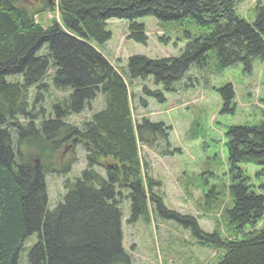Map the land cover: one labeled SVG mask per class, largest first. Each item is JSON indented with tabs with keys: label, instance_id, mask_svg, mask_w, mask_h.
I'll return each mask as SVG.
<instances>
[{
	"label": "trees",
	"instance_id": "obj_1",
	"mask_svg": "<svg viewBox=\"0 0 264 264\" xmlns=\"http://www.w3.org/2000/svg\"><path fill=\"white\" fill-rule=\"evenodd\" d=\"M244 1L51 0L34 9L0 0V264H134L122 246L126 203L129 223L150 222L152 212L174 221L212 247L217 264H264V183L243 167H257L255 180L264 175V122L226 128L229 206L219 228L206 233L195 218L167 208L140 155V144L163 147V156L180 153L169 141L171 126L133 116V101L164 104L167 94L187 92L211 69L254 74V64L264 62V6L248 21L238 13ZM56 9L61 22L43 25L42 12ZM146 17L167 31L178 26L184 48L159 59L133 55L118 71L102 52L112 38L109 21H124L129 39L145 44ZM171 37L160 40L169 44ZM134 81L144 82L143 96L130 92ZM218 91L219 113L234 115L232 84ZM99 95L102 108L72 125L71 115ZM75 147L86 152V167L70 178ZM48 175L66 177L53 203Z\"/></svg>",
	"mask_w": 264,
	"mask_h": 264
},
{
	"label": "rangeland",
	"instance_id": "obj_2",
	"mask_svg": "<svg viewBox=\"0 0 264 264\" xmlns=\"http://www.w3.org/2000/svg\"><path fill=\"white\" fill-rule=\"evenodd\" d=\"M20 1L34 9L43 8L47 2L51 3L50 0ZM257 6H264V0H245L238 6V13L246 20L253 21ZM41 15L38 19L43 25L53 19L61 22L57 9L55 12H42ZM142 20L148 36L145 44L129 39L130 31L124 21L114 19L108 23L112 38L102 47V52L118 71L125 70L127 60L132 55L159 59L177 56L184 48L185 40L178 36V26L171 25L167 31L152 17ZM166 33L174 36L169 44L160 40ZM254 66L252 77H245L242 67L226 70L222 74L211 69L205 76L200 74L196 86L187 92L179 95L167 94L164 104H159L147 96V108H142L137 100L133 101L135 121L140 122L147 117L171 126V146L180 148V153L163 156L160 154L163 148L161 146L150 149L139 145L143 161L149 164V175L159 184L155 191L165 198L164 204L169 210L195 218L201 230L206 233L219 228L216 225H221L223 208L229 206L226 186V128L231 125H255L264 122V62H256ZM191 73L196 74L195 71ZM228 83L232 84L236 96L234 115L219 113L222 98L218 89ZM143 85L142 81H134L129 88L132 95L135 92L138 97L143 96ZM150 87L153 88L152 85ZM103 103V97L99 95L91 102L90 109L79 115H71L70 123L82 125L83 120H87L93 111L102 108ZM74 152L73 157L75 156L77 162L68 175L63 174L70 178L79 175L80 173L76 172L86 167V152L80 147H75ZM51 166L49 165V168ZM243 167L255 182L264 183V175L260 180L254 179L253 173L257 170L255 165ZM208 170L213 171L210 173ZM65 178L47 176L48 194L52 203L56 200L55 196L58 197L63 191L61 182ZM211 188H214V191L210 192L211 196L208 197L206 192ZM262 191L264 193V190ZM128 215L129 204L126 203L122 222V244L132 256L134 264H217L218 253L210 246L197 244L189 230L160 218L154 212L150 222L140 219L134 224L128 222Z\"/></svg>",
	"mask_w": 264,
	"mask_h": 264
}]
</instances>
